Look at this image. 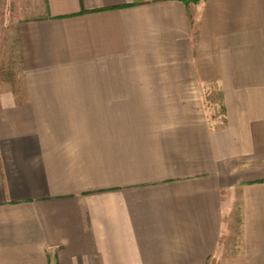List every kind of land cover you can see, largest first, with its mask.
Wrapping results in <instances>:
<instances>
[{
	"label": "crops",
	"instance_id": "obj_1",
	"mask_svg": "<svg viewBox=\"0 0 264 264\" xmlns=\"http://www.w3.org/2000/svg\"><path fill=\"white\" fill-rule=\"evenodd\" d=\"M26 2L0 264H264V0Z\"/></svg>",
	"mask_w": 264,
	"mask_h": 264
},
{
	"label": "rangeland",
	"instance_id": "obj_2",
	"mask_svg": "<svg viewBox=\"0 0 264 264\" xmlns=\"http://www.w3.org/2000/svg\"><path fill=\"white\" fill-rule=\"evenodd\" d=\"M20 3V4H19ZM26 0H21L20 2L17 3L15 0H0V34L2 32L7 33L8 27H10V24L7 23L8 21H11L13 23L14 17H21L23 16V11L25 12L26 10ZM20 10V14L18 15L17 13ZM9 15L11 16L9 20ZM14 16V17H13ZM3 38V40H2ZM11 36L4 35L3 37L0 36V47H1V42H3V47L5 48L6 45L12 43L10 42Z\"/></svg>",
	"mask_w": 264,
	"mask_h": 264
},
{
	"label": "trees",
	"instance_id": "obj_3",
	"mask_svg": "<svg viewBox=\"0 0 264 264\" xmlns=\"http://www.w3.org/2000/svg\"><path fill=\"white\" fill-rule=\"evenodd\" d=\"M185 1H192V0H185Z\"/></svg>",
	"mask_w": 264,
	"mask_h": 264
}]
</instances>
